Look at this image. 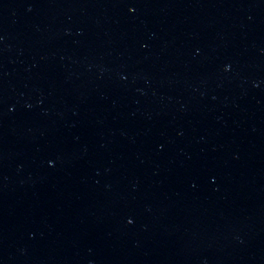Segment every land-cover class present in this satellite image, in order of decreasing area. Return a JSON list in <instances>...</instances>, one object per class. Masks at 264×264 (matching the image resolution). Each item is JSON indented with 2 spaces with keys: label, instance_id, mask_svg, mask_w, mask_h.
Wrapping results in <instances>:
<instances>
[{
  "label": "water",
  "instance_id": "water-1",
  "mask_svg": "<svg viewBox=\"0 0 264 264\" xmlns=\"http://www.w3.org/2000/svg\"><path fill=\"white\" fill-rule=\"evenodd\" d=\"M0 264H264V0H0Z\"/></svg>",
  "mask_w": 264,
  "mask_h": 264
}]
</instances>
